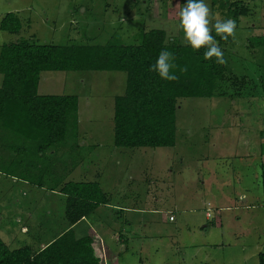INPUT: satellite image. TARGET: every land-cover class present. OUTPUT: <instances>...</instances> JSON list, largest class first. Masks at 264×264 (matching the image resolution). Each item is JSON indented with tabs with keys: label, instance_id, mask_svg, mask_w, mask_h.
<instances>
[{
	"label": "rangeland",
	"instance_id": "rangeland-1",
	"mask_svg": "<svg viewBox=\"0 0 264 264\" xmlns=\"http://www.w3.org/2000/svg\"><path fill=\"white\" fill-rule=\"evenodd\" d=\"M232 1L247 14L239 17L235 37L219 44L229 78L223 90L242 96L178 99L173 147H114L113 103L124 92L125 73L40 74L38 95L78 97V129L40 156L36 144L15 152L14 137L7 139L0 238L9 249L38 251L72 228L77 238H92L101 264H258L264 251V58L249 40L264 33V0ZM185 2L0 0V21L15 13L23 24L19 34L0 30V47L20 39L129 45L152 29L164 30L166 43L188 45L176 15ZM206 3L225 19L212 0ZM10 163L43 187L5 176ZM67 182H97L109 204L70 225L58 192Z\"/></svg>",
	"mask_w": 264,
	"mask_h": 264
},
{
	"label": "trees",
	"instance_id": "trees-1",
	"mask_svg": "<svg viewBox=\"0 0 264 264\" xmlns=\"http://www.w3.org/2000/svg\"><path fill=\"white\" fill-rule=\"evenodd\" d=\"M240 2L212 0V7L226 19L238 23L247 14ZM22 21L15 13H7L0 21V30L19 34ZM218 44L227 42L217 35ZM260 47L264 58V33L249 40ZM174 53L177 65L173 71L176 81H165L150 71L162 50ZM206 49L194 50L190 45L166 43L161 29L142 32L138 41L129 45H40L20 39L0 47V148L7 151V139L14 137L15 152L34 146L37 156L62 145L68 134L76 136L78 129V97L75 95L37 94L39 77L43 72H122L126 74L122 95L114 97L113 145L117 148H170L175 145L177 100L184 98H213L242 96L223 90L229 78L224 63L215 57L205 60ZM187 67V72L180 69ZM242 89L243 83L240 80ZM19 142L22 146H18ZM33 148V147H32ZM31 148V149H32ZM25 149V150H24ZM263 153V152H262ZM262 155V154H261ZM10 163L5 176L13 177L42 188L31 175L14 171ZM17 169V168H16ZM262 206L264 212V164H260ZM12 170V171H11ZM32 178V180H30ZM58 189V188H56ZM53 190V189H51ZM65 197V220L75 225L92 215L108 199L97 182H67L58 190ZM264 264V251L257 255ZM0 264H100L89 236L77 238L72 228L65 230L43 248L32 251L28 246L9 249L0 238Z\"/></svg>",
	"mask_w": 264,
	"mask_h": 264
},
{
	"label": "clouds",
	"instance_id": "clouds-1",
	"mask_svg": "<svg viewBox=\"0 0 264 264\" xmlns=\"http://www.w3.org/2000/svg\"><path fill=\"white\" fill-rule=\"evenodd\" d=\"M176 13L179 20V27L184 33L185 42L194 50L205 48L203 53L205 60L215 57L218 64L224 63V53L215 37V33L227 40L235 37L236 22L233 19H221L219 14H214L206 0H186L182 7L178 6ZM214 21V22H213ZM176 57L168 50H162L158 54L156 62L150 65L149 70L156 72L165 81H176L179 77L173 69L177 67L174 63ZM187 72V67L180 69Z\"/></svg>",
	"mask_w": 264,
	"mask_h": 264
},
{
	"label": "crops",
	"instance_id": "crops-1",
	"mask_svg": "<svg viewBox=\"0 0 264 264\" xmlns=\"http://www.w3.org/2000/svg\"><path fill=\"white\" fill-rule=\"evenodd\" d=\"M6 153H7V151L4 149V148H0V163L2 164V161L4 160V161H6ZM2 154H3V160H2ZM5 164V163H4ZM0 175H4L2 172H0ZM17 180H19V179H17ZM20 181V180H19ZM22 181V180H21ZM23 183H25V184H27V182H25V181H22ZM121 208V207H120ZM122 210H126V211H129L130 209L129 208H121ZM97 210V209H96ZM210 216H209V213L207 212V214H206V220H208V218H209ZM169 221H172V220H169ZM209 222V221H208ZM210 224H212V223H210ZM119 257V256H118ZM100 264H101V262H100Z\"/></svg>",
	"mask_w": 264,
	"mask_h": 264
},
{
	"label": "built area",
	"instance_id": "built-area-1",
	"mask_svg": "<svg viewBox=\"0 0 264 264\" xmlns=\"http://www.w3.org/2000/svg\"><path fill=\"white\" fill-rule=\"evenodd\" d=\"M169 220H173L172 216L169 217Z\"/></svg>",
	"mask_w": 264,
	"mask_h": 264
}]
</instances>
